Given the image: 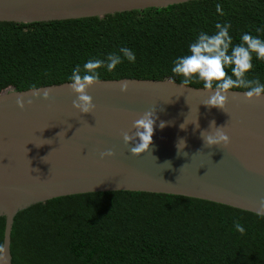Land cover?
I'll return each mask as SVG.
<instances>
[{
    "label": "trees",
    "instance_id": "trees-1",
    "mask_svg": "<svg viewBox=\"0 0 264 264\" xmlns=\"http://www.w3.org/2000/svg\"><path fill=\"white\" fill-rule=\"evenodd\" d=\"M217 23L231 24L234 45L245 33L264 40V0H200L102 18L0 22V93L70 82L77 64L106 60L121 47L134 52L135 63L124 59L112 72L99 69L101 81L180 83L173 62L188 54L201 32L214 34ZM252 63L247 78L264 83V60L253 54ZM188 86L203 88L199 81ZM237 220L243 235L234 228ZM4 228L0 217V243ZM12 229V258L21 264H264V216L181 196L61 197L21 210Z\"/></svg>",
    "mask_w": 264,
    "mask_h": 264
},
{
    "label": "water",
    "instance_id": "water-1",
    "mask_svg": "<svg viewBox=\"0 0 264 264\" xmlns=\"http://www.w3.org/2000/svg\"><path fill=\"white\" fill-rule=\"evenodd\" d=\"M190 1L200 0H0V22L102 18ZM123 81L129 82L127 92L120 90ZM69 83L39 87L51 90L47 100L42 93L32 97V89L0 93V217L5 218L1 243L6 244L10 264H21L12 258L10 247L19 212L56 198L141 192L256 214L264 199V98L247 101L245 91L230 90L224 112L203 105L210 95L203 88L181 87L170 79L102 80L88 89L95 110L83 114L72 106L76 95ZM18 95L24 96L23 110L17 106ZM149 109H156L158 116L152 152L133 156L132 145L124 144L121 133ZM185 119L189 125L181 130ZM212 120L226 126L231 141L227 147L204 145L200 132ZM160 121L168 122L163 129ZM179 138L187 146L177 152ZM107 150L115 155L101 159L100 153Z\"/></svg>",
    "mask_w": 264,
    "mask_h": 264
},
{
    "label": "clouds",
    "instance_id": "clouds-1",
    "mask_svg": "<svg viewBox=\"0 0 264 264\" xmlns=\"http://www.w3.org/2000/svg\"><path fill=\"white\" fill-rule=\"evenodd\" d=\"M217 11L222 13L221 5L216 6ZM216 32L208 34L201 32L196 40L189 44L188 54L178 57L173 62L172 73L181 77L180 86L187 87L194 81L202 82L203 90L210 95L203 103L207 108H218L224 112L228 103V96L232 89H246L244 98L247 101L258 100L264 98V83L257 79H248L246 73L253 68V54L259 60H264V40L251 34H243L239 44H233V38L229 35L231 28L230 23L215 25ZM260 29H257L259 32ZM126 59L131 63H135L136 56L132 50L127 47H121L118 53H109L106 60L89 59L81 65L77 64L72 69V74L68 77L70 83L68 88L76 95L72 106L83 114H91L96 105L93 98L88 94V89L101 83V68H106L108 72H112L118 65ZM231 69L229 75L226 69ZM129 82L123 81L120 84V90L127 92ZM50 89L36 88L32 86L30 94L32 97L39 98L41 93L43 99L50 97ZM29 99L27 103L32 104ZM17 106L23 110L25 108V100L23 95H18L16 100ZM156 109H149L139 115L132 123L131 129L121 133L125 145H132L129 148L131 155L141 156L151 151L153 144V135L156 129L158 116ZM168 122L160 121L159 127L163 129ZM186 119L179 125L181 130L188 127ZM195 129H199L200 125L197 121L194 123ZM201 139L206 147L223 146L230 144V136L227 133L225 125L217 126L215 120L209 122L208 129L201 130ZM187 146L184 138H179L176 144L177 152L184 150ZM115 153L107 150L100 153L101 159L112 157ZM43 159V158H42ZM183 167V166H182ZM38 171V169H36ZM256 214L264 216V199H261L257 205ZM234 228L242 235L245 234V228L239 222L234 221ZM0 264H10L8 249L5 243H0Z\"/></svg>",
    "mask_w": 264,
    "mask_h": 264
}]
</instances>
